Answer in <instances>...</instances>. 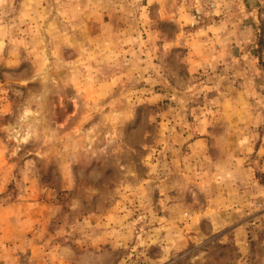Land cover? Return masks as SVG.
Returning a JSON list of instances; mask_svg holds the SVG:
<instances>
[{
    "label": "rangeland",
    "instance_id": "rangeland-1",
    "mask_svg": "<svg viewBox=\"0 0 264 264\" xmlns=\"http://www.w3.org/2000/svg\"><path fill=\"white\" fill-rule=\"evenodd\" d=\"M262 37L264 0H0V207L77 264H264Z\"/></svg>",
    "mask_w": 264,
    "mask_h": 264
},
{
    "label": "crops",
    "instance_id": "crops-1",
    "mask_svg": "<svg viewBox=\"0 0 264 264\" xmlns=\"http://www.w3.org/2000/svg\"><path fill=\"white\" fill-rule=\"evenodd\" d=\"M43 224L45 221L33 207L28 209L27 205L18 206L15 202L2 205L0 264H17V253L21 249L31 251L35 264H77V256L72 254L74 250L68 245H58L52 249L51 238L41 237L47 229V224Z\"/></svg>",
    "mask_w": 264,
    "mask_h": 264
},
{
    "label": "trees",
    "instance_id": "trees-1",
    "mask_svg": "<svg viewBox=\"0 0 264 264\" xmlns=\"http://www.w3.org/2000/svg\"><path fill=\"white\" fill-rule=\"evenodd\" d=\"M264 42V37H262V43ZM264 48V45L260 46L259 49Z\"/></svg>",
    "mask_w": 264,
    "mask_h": 264
}]
</instances>
